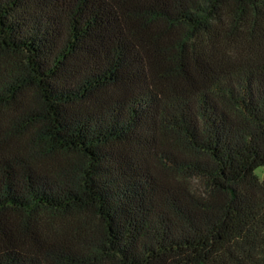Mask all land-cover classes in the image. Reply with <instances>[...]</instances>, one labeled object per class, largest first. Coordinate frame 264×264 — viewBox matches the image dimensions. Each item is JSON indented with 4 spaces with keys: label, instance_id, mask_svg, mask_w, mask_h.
<instances>
[{
    "label": "trees",
    "instance_id": "obj_1",
    "mask_svg": "<svg viewBox=\"0 0 264 264\" xmlns=\"http://www.w3.org/2000/svg\"><path fill=\"white\" fill-rule=\"evenodd\" d=\"M264 0H0V264H264Z\"/></svg>",
    "mask_w": 264,
    "mask_h": 264
},
{
    "label": "rangeland",
    "instance_id": "obj_2",
    "mask_svg": "<svg viewBox=\"0 0 264 264\" xmlns=\"http://www.w3.org/2000/svg\"><path fill=\"white\" fill-rule=\"evenodd\" d=\"M255 173H256L258 176L262 177V176L264 175V170L261 169V168H259V169H257V170L255 171Z\"/></svg>",
    "mask_w": 264,
    "mask_h": 264
}]
</instances>
